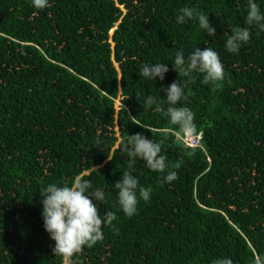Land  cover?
<instances>
[{"label":"trees","instance_id":"obj_1","mask_svg":"<svg viewBox=\"0 0 264 264\" xmlns=\"http://www.w3.org/2000/svg\"><path fill=\"white\" fill-rule=\"evenodd\" d=\"M182 7L208 14L215 35L198 21L177 23ZM247 11L248 0H49L43 10L0 0V264H62L40 192L77 175L105 193L101 216L114 212L119 229L105 226L79 264H264V31L253 26L238 53L225 49L232 27H248ZM196 47L219 53L221 89L173 67L177 51L187 58ZM160 62L164 80L140 75ZM179 81L191 92L178 106L196 114L195 147L143 107L148 95L166 101L164 89ZM136 133L162 141L180 167L166 183L137 158L132 174L152 193L129 218L114 184L131 159L122 140Z\"/></svg>","mask_w":264,"mask_h":264},{"label":"clouds","instance_id":"obj_2","mask_svg":"<svg viewBox=\"0 0 264 264\" xmlns=\"http://www.w3.org/2000/svg\"><path fill=\"white\" fill-rule=\"evenodd\" d=\"M32 6L38 10L49 7V0H31ZM187 21H198L201 29L209 36H214L216 29L210 25L208 14L192 7H182L177 15V23L184 24ZM248 27L235 26L230 29L227 36L225 49L229 53H238L243 44L251 39V27L255 26L264 31V12L261 11L255 0H248V11L245 20ZM189 81H194L193 74H201V83L211 85L214 89H221L227 78L225 66L220 55L211 47L201 50L196 47L185 58L183 50L175 53L174 66ZM169 71L166 63H145L140 67V75L154 81L157 77L165 79ZM186 84L173 82L164 91L166 101L158 100L148 95L143 101L145 109H153L167 117L169 124L174 126L175 135L184 142L197 141L200 131L195 122V113L186 106H178L181 101H187L190 90L186 92ZM167 103L165 109L164 104ZM146 128L143 124H138ZM148 129V128H146ZM150 130V129H148ZM151 131V130H150ZM123 150L131 158L128 170L122 172L120 181L114 184L118 190V204L124 215L131 218L138 212L140 201L149 202L152 189L140 185L139 179L132 174L137 158L142 159L146 166L158 173H166L163 180L171 183L179 179L178 172L173 169L180 167L179 163L170 164L166 155L162 154V141L148 139L141 133L128 135L122 140ZM109 160H111L108 157ZM40 195L42 197V218L45 230L50 239L55 241L52 249L55 256L61 257L62 264H79L76 259L85 248H92L104 240L103 229L105 226L114 229L118 233L113 222L117 215L112 211H106L101 216L100 208L96 201L103 203L105 193L99 189H93L90 180L77 175L71 183L62 185L50 183ZM212 264H233L231 258L223 257L212 261ZM252 264H256L253 260Z\"/></svg>","mask_w":264,"mask_h":264},{"label":"built area","instance_id":"obj_3","mask_svg":"<svg viewBox=\"0 0 264 264\" xmlns=\"http://www.w3.org/2000/svg\"><path fill=\"white\" fill-rule=\"evenodd\" d=\"M199 139H200V136L197 138V141L195 143H193V142H184L182 140L181 141L183 142L184 146H186V147H195V146L198 145Z\"/></svg>","mask_w":264,"mask_h":264},{"label":"rangeland","instance_id":"obj_4","mask_svg":"<svg viewBox=\"0 0 264 264\" xmlns=\"http://www.w3.org/2000/svg\"><path fill=\"white\" fill-rule=\"evenodd\" d=\"M114 106H116V101L114 102Z\"/></svg>","mask_w":264,"mask_h":264}]
</instances>
